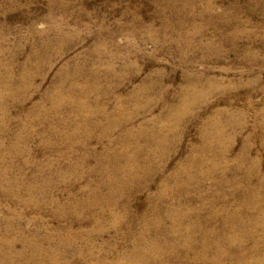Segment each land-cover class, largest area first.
Instances as JSON below:
<instances>
[{"label": "rangeland", "instance_id": "obj_1", "mask_svg": "<svg viewBox=\"0 0 264 264\" xmlns=\"http://www.w3.org/2000/svg\"><path fill=\"white\" fill-rule=\"evenodd\" d=\"M211 8L0 0V264H264V0Z\"/></svg>", "mask_w": 264, "mask_h": 264}, {"label": "bare ground", "instance_id": "obj_2", "mask_svg": "<svg viewBox=\"0 0 264 264\" xmlns=\"http://www.w3.org/2000/svg\"><path fill=\"white\" fill-rule=\"evenodd\" d=\"M153 1H156V2H160V3H162L163 5H167L168 6V8H171V10L172 9H175L176 11H178L177 10V8L178 9H181V10H184V11H187L189 14H187V15H184L185 13H187V12H183V14L182 13H178V15H176L177 17H178V20L180 21V22H183V21H186V20H188L189 18H188V15H191V18H192V21L195 23V21L197 20V19H201V21H205V24L206 25H208V26H215V23H216V25L217 26H220V25H218L219 24V22H215V23H213L212 22V19L211 18H208L209 17V14H210V12H211V7H212V1L213 0H153ZM61 3V2H60ZM200 5V9H198L199 6ZM161 8V7H160ZM159 8V9H160ZM163 9V8H162ZM175 11V12H176ZM162 12V11H161ZM166 12V11H165ZM168 12V11H167ZM170 12V11H169ZM170 14V13H169ZM177 14V13H176ZM160 15V14H159ZM168 15V14H167ZM166 15V16H167ZM172 15V14H171ZM235 15H236V13H235ZM164 17V16H163ZM190 17V16H189ZM174 18V17H173ZM172 18V19H173ZM164 19V18H163ZM169 19V18H168ZM202 19H204V20H202ZM217 19L218 20H221V22H223V20H224V17H223V14H220L218 17H217ZM164 20H166V18L164 19ZM217 20V21H218ZM171 21V20H170ZM224 21H226V20H224ZM176 22V21H175ZM170 23V22H169ZM171 23H172V21H171ZM177 23H179V22H177ZM177 23H176V25H177ZM184 23V22H183ZM226 23V22H225ZM179 24H181V23H179ZM178 24V25H179ZM168 25V21H167V23H165L164 24V27H166ZM172 25V24H171ZM174 25V24H173ZM161 26V25H160ZM180 26V25H179ZM196 26L199 28L200 26H202L201 24H199V23H197L196 24ZM204 26V25H203ZM162 27V26H161ZM169 27V26H168ZM175 27V26H174ZM182 28V27H181ZM196 28V27H195ZM175 29V28H174ZM173 29V30H174ZM197 29V28H196ZM201 29V28H200ZM180 30V29H179ZM163 31V30H162ZM175 31V30H174ZM191 33V32H190ZM237 32H235L234 34H235V37L237 36L238 37V35L236 34ZM174 34V33H173ZM179 34V33H178ZM193 34V33H192ZM192 34H190V35H192ZM233 34V35H234ZM186 35V34H185ZM193 36V35H192ZM231 36V35H230ZM59 37H61V36H59ZM186 37H188V36H186ZM229 37V36H228ZM234 37V38H235ZM180 38V37H179ZM227 38V37H226ZM232 38V37H231ZM233 38V39H234ZM180 39H182V38H180ZM190 39V38H189ZM236 40V39H235ZM232 41H234V40H232ZM221 42V41H220ZM235 42V41H234ZM177 43V42H176ZM175 43V44H176ZM190 43V42H189ZM193 45V44H192ZM221 45H223V44H221ZM189 47V46H188ZM192 47V46H191ZM206 47H208V46H206ZM211 47V46H210ZM235 47V46H234ZM237 47V46H236ZM212 48V47H211ZM210 48V49H211ZM215 48V47H214ZM219 48V47H218ZM217 48V49H218ZM222 48V47H221ZM207 49V48H206ZM216 49V50H217ZM237 50V49H236ZM94 51V50H93ZM221 51H222V49H221ZM210 53H212V52H210ZM96 54H97V52H96ZM215 54H216V52H215ZM212 55V54H211ZM36 56H38V55H36ZM34 58V57H33ZM37 58V57H36ZM38 59V58H37ZM40 59V58H39ZM38 59V60H39ZM36 60V59H35ZM36 63V62H35ZM199 75V74H198ZM192 76H194V75H192ZM69 77V76H68ZM191 78V77H190ZM195 79H196V77H194ZM65 79H66V77H65ZM199 79V78H198ZM202 79V78H201ZM194 81V80H193ZM200 81V80H199ZM149 81H147V83H148ZM191 82V81H190ZM189 83V82H188ZM192 83V82H191ZM197 84V83H196ZM205 84V83H204ZM207 84V83H206ZM190 85V84H189ZM192 85H193V83H192ZM200 86H201V84H200ZM188 87H191V86H188ZM77 88V87H76ZM206 88V90H205V92H203V93H197V94H195V96H196V98L198 97V98H203V96H206V95H209V94H212L214 91H215V87H214V84H208V87H205ZM186 89H190V88H186ZM11 90V89H10ZM19 90V89H18ZM13 91V90H12ZM184 91V90H183ZM200 91H201V89H200ZM77 92V91H76ZM65 93V92H64ZM186 93H187V91H186ZM185 93V94H186ZM188 93H190V92H188ZM133 94V93H132ZM192 94V93H191ZM86 95V94H85ZM132 96H134V95H132ZM188 96V95H187ZM150 97V96H149ZM62 98V97H61ZM91 98V97H90ZM60 100V99H59ZM100 100V99H99ZM183 100V99H182ZM203 100V99H202ZM148 102V101H147ZM184 102V101H183ZM201 102V101H200ZM56 103V102H55ZM98 103V102H97ZM179 103V102H178ZM193 103V102H192ZM84 104V103H83ZM92 104V103H91ZM68 105H69V103H68ZM85 105H86V103H85ZM91 106V105H90ZM102 106V105H101ZM182 106V105H181ZM186 106V105H185ZM69 107V106H68ZM97 107V106H96ZM95 107V108H96ZM117 107H119V106H116V108ZM178 107V106H177ZM177 107H175V108H177ZM76 108V107H75ZM121 108V107H120ZM123 108V107H122ZM121 108V109H122ZM172 108V107H171ZM84 109V108H83ZM89 109V108H88ZM91 109V108H90ZM105 109V108H104ZM119 109V108H118ZM147 109H149V108H147ZM174 109V108H173ZM86 111H87V108L85 109ZM93 110V109H92ZM116 110V109H115ZM124 110V109H123ZM142 110V109H141ZM172 110V109H171ZM89 111V110H88ZM121 111V110H120ZM76 112V111H75ZM96 112H97V110H96ZM100 112V111H99ZM103 112H104V110H103ZM106 112V111H105ZM142 112V111H141ZM146 112H148V111H146ZM169 112V111H168ZM90 113V112H89ZM95 113V112H94ZM101 113H102V111H101ZM100 113V114H101ZM108 113V112H107ZM110 113H112V112H110ZM128 113V112H127ZM144 113V112H143ZM103 114V113H102ZM168 114V113H167ZM89 115V114H88ZM118 115V114H117ZM116 115V116H117ZM120 115V114H119ZM181 115V114H180ZM87 116V115H86ZM92 116V115H91ZM104 116V115H103ZM114 116V115H113ZM169 117V116H168ZM84 118V117H83ZM89 118V117H88ZM111 118H114V117H111ZM172 118L174 119V117L172 116ZM3 119V118H2ZM124 120V119H123ZM132 120V119H131ZM169 121V120H168ZM133 122V121H132ZM127 123V122H126ZM134 123V122H133ZM89 124V123H88ZM108 124V123H107ZM120 124V123H119ZM118 124V125H119ZM129 124V123H128ZM208 124V123H207ZM217 124V123H216ZM126 125V124H125ZM89 126H90V124H89ZM102 126V125H101ZM104 126V125H103ZM130 126V125H129ZM137 126H138V124H137ZM143 126H144V124H143ZM174 126V125H173ZM94 127V126H93ZM95 127H96V125H95ZM122 127V126H121ZM134 127V126H133ZM136 127V126H135ZM134 127V128H135ZM162 126H160V128H161ZM165 127H166V124H165ZM83 128V127H82ZM100 128V127H99ZM124 128V127H123ZM131 128V127H130ZM129 128V129H130ZM137 128V127H136ZM145 128V127H144ZM147 128V127H146ZM145 128V129H146ZM89 129V128H88ZM101 129V128H100ZM105 129V128H104ZM151 129V128H150ZM169 129H171V128H169ZM81 131H83L82 129H80ZM127 130V129H126ZM131 130V129H130ZM148 130V129H147ZM88 131V130H87ZM100 131V130H99ZM109 131V130H108ZM114 131V130H113ZM150 131V130H149ZM157 131V130H156ZM155 131V132H156ZM161 131H162V129H161ZM160 131V132H161ZM124 132V131H123ZM158 132V131H157ZM73 133V132H72ZM110 133H111V131H110ZM125 133V132H124ZM153 133V132H152ZM29 134V133H28ZM90 134V133H89ZM123 134V133H122ZM154 134V133H153ZM156 134V133H155ZM74 135V134H73ZM104 135V134H103ZM120 135V134H119ZM164 135V134H163ZM206 135V134H205ZM109 136V135H108ZM129 136V135H128ZM146 136V135H145ZM148 136V135H147ZM219 136V135H218ZM28 137V136H27ZM117 137H120V136H117ZM121 137H123V136H121ZM155 137V136H154ZM26 138V137H25ZM108 138V137H107ZM116 138V137H115ZM135 138V137H134ZM148 138V137H147ZM151 138H152V136H151ZM84 139H86L85 137H84ZM165 139V138H164ZM87 140V139H86ZM118 140V139H117ZM132 140V139H131ZM150 140V139H149ZM25 141V140H24ZM126 141H127V139H126ZM132 141H135V140H132ZM144 141H145V139H144ZM147 141V140H146ZM152 141V140H151ZM158 141H161V140H158ZM157 141V142H158ZM16 142V141H15ZM115 142V141H114ZM148 142V141H147ZM120 142H118L117 144H119ZM123 143V142H122ZM121 143V144H122ZM126 143V142H125ZM211 143V142H210ZM19 144H20V142H19ZM72 144V143H71ZM75 144V143H74ZM73 144V145H74ZM116 144V145H117ZM137 144V143H136ZM153 144V143H152ZM156 145H157V143H155ZM159 144V143H158ZM163 144V143H162ZM165 144V143H164ZM25 145V144H24ZM23 145V146H24ZM123 145V144H122ZM132 145V144H131ZM146 145V144H145ZM109 146V145H108ZM126 146V145H125ZM128 146V145H127ZM136 146V145H135ZM150 146V145H149ZM158 146H161V145H158ZM208 146V145H207ZM13 147V146H12ZM119 147V146H118ZM142 147V146H141ZM204 147V146H203ZM219 147V146H218ZM226 147V146H225ZM73 148V147H72ZM112 148V147H111ZM133 148H135V147H133ZM115 149H117V148H115ZM124 149H126V148H124ZM130 149V148H129ZM140 148H138V150H139ZM210 149V148H209ZM208 149V150H209ZM18 150V149H17ZM113 150V149H112ZM120 151H121V149H119ZM131 150V149H130ZM159 150V149H158ZM165 150V149H164ZM228 150V149H227ZM226 150V151H227ZM116 151V150H115ZM125 151V150H124ZM123 151V152H124ZM143 151H144V149H143ZM150 151H152V150H150ZM220 151V150H219ZM19 152V151H18ZM107 152V151H106ZM112 152V151H111ZM119 152V151H118ZM138 152V151H137ZM142 152V151H141ZM141 152H139V153H141ZM212 152V151H211ZM216 152V151H215ZM104 153V152H103ZM113 153V152H112ZM132 153V152H131ZM207 153H208V151H207ZM221 153V152H220ZM217 154V153H216ZM122 155V154H121ZM132 155V154H131ZM137 155V154H136ZM140 155V154H139ZM144 155H145V153H144ZM158 155V154H157ZM161 155H163V154H161ZM213 155V154H212ZM123 156V155H122ZM150 156V155H149ZM148 156V157H149ZM154 156V155H153ZM217 156V155H216ZM215 156V157H216ZM14 157V156H13ZM106 157V156H105ZM109 157V156H108ZM124 157H125V155H124ZM128 157V156H127ZM144 157H146V156H144ZM161 157V156H160ZM166 157V156H165ZM215 157H214V159H215ZM240 157V156H239ZM98 158V157H97ZM104 158V157H103ZM120 158V157H119ZM140 158V157H139ZM143 158V157H142ZM211 158V157H210ZM209 158V159H210ZM7 159V158H6ZM9 159V158H8ZM13 159V158H12ZM111 159V158H110ZM117 159V158H116ZM121 159V158H120ZM127 159V158H126ZM132 159V158H131ZM152 159V158H151ZM127 160H129V161H131L130 159H127ZM127 160H125L126 161V164L128 163L127 162ZM133 160V159H132ZM140 160V159H139ZM148 160H150V158L148 159ZM154 160V159H153ZM207 160V159H206ZM121 161V160H120ZM147 161V160H146ZM151 161V160H150ZM155 161V160H154ZM253 161V160H252ZM3 162V161H2ZM6 162V161H5ZM110 162V161H109ZM203 162V161H202ZM205 162V161H204ZM203 162V163H204ZM210 162V161H209ZM111 163V162H110ZM154 163V162H153ZM215 163V162H214ZM223 163V162H222ZM9 164V163H8ZM130 165V164H129ZM209 165V164H208ZM210 165H212V164H210ZM216 165V164H215ZM259 165V164H258ZM6 166V165H5ZM124 166H125V164H124ZM137 166V165H136ZM135 166V167H136ZM147 166V165H146ZM2 167V166H1ZM7 167V166H6ZM74 167V166H73ZM126 167V166H125ZM253 167V166H252ZM4 168V167H3ZM127 168H128V166H127ZM129 168H131V167H129ZM139 168V167H138ZM111 169V168H110ZM134 169V168H133ZM140 169V168H139ZM150 169V168H149ZM76 170V169H75ZM113 170V169H112ZM124 170H125V168H124ZM141 170V169H140ZM129 171V170H128ZM147 171V170H146ZM145 171V172H146ZM126 172V171H125ZM139 172V171H138ZM152 172H153V170H152ZM151 172V173H152ZM2 173V172H1ZM4 173V172H3ZM113 173V172H112ZM115 173V172H114ZM122 173V172H121ZM136 173V172H135ZM142 173H144L143 171H142ZM199 173H200V171H199ZM127 174V173H126ZM129 174V173H128ZM212 174V173H211ZM149 175V174H148ZM246 175L247 174H245L244 173V176L246 177ZM171 176V175H170ZM243 176V177H244ZM263 176V175H262ZM144 177V176H143ZM204 177H206V176H204ZM252 177V176H251ZM11 178V177H10ZM122 179H123V177H121ZM126 178V177H125ZM134 178V177H133ZM5 179V178H4ZM148 179V178H147ZM179 179V178H178ZM188 179V178H187ZM200 179V178H199ZM198 179V180H199ZM204 179V178H203ZM260 179H261V177H260ZM6 180V179H5ZM9 180V179H8ZM106 180V179H105ZM118 180V179H117ZM125 179H123V181H124ZM149 180H151L150 178H149ZM174 180V179H173ZM182 180V179H181ZM250 180V179H249ZM10 181V180H9ZM189 181V180H188ZM225 181V180H224ZM260 181V180H259ZM106 182H107V180H106ZM120 182V181H119ZM122 182V181H121ZM200 182V181H199ZM261 182V181H260ZM259 182V183H260ZM102 183H104V182H102ZM111 183H113V182H111ZM129 183V182H128ZM136 183V182H135ZM134 183V184H135ZM148 183V182H147ZM221 183V182H220ZM226 183V182H225ZM250 183V182H249ZM263 183H264V181H263ZM122 184V183H121ZM138 184V183H137ZM142 184V183H141ZM175 184H176V182H175ZM232 184H233V182H232ZM120 185V184H119ZM118 185V186H119ZM130 185V184H129ZM147 185V184H146ZM190 185V184H189ZM113 186V185H112ZM148 186H149V184H148ZM163 186V185H162ZM165 186V185H164ZM261 186V185H260ZM123 187V186H122ZM139 187V186H138ZM263 187H264V184H263ZM111 188H114V187H111ZM127 188V187H126ZM144 188V187H143ZM176 188V187H175ZM212 188V187H211ZM235 188H238L237 186L235 187ZM109 189V188H108ZM122 189V188H121ZM138 189V188H137ZM162 189V188H161ZM187 189V188H186ZM199 189V188H198ZM217 189V188H216ZM259 189V188H258ZM30 190V189H29ZM114 190V189H113ZM117 190V189H116ZM167 190V189H166ZM169 190V189H168ZM179 190V189H178ZM181 190V189H180ZM205 190V189H204ZM203 190V191H204ZM246 190V189H245ZM254 190V189H253ZM161 191V190H160ZM217 192H218V190H216ZM224 191V190H223ZM222 191V192H223ZM236 191V190H235ZM251 191V190H250ZM259 191V190H258ZM264 191V190H263ZM119 192V191H118ZM124 192V191H123ZM127 192V191H126ZM170 192H171V190H170ZM175 192H177V191H175ZM221 192V191H220ZM232 192H233V190H232ZM237 192V191H236ZM243 192H246V191H243ZM260 192H262V191H260ZM121 193H122V191H121ZM133 193V192H132ZM163 193H167V192H163ZM178 193V192H177ZM198 193H201V192H198ZM212 193V192H211ZM264 193V192H263ZM262 193V194H263ZM125 194V193H124ZM126 194H128V193H126ZM182 194V193H181ZM180 194V195H181ZM245 194V193H244ZM244 194H243V196H244ZM162 195V194H161ZM175 195V194H174ZM230 195V194H229ZM218 196V195H217ZM221 196H222V194H221ZM224 196H225V194H224ZM258 196V195H257ZM105 197V196H104ZM219 197V196H218ZM249 197V196H248ZM163 198V197H162ZM161 198V199H162ZM214 198V197H213ZM222 198H224V197H222ZM247 198V197H246ZM249 198H251V196L249 197ZM248 198V199H249ZM219 199H221V197L219 198ZM247 199V200H248ZM158 200V199H157ZM229 200V199H228ZM227 200V201H228ZM159 201V200H158ZM213 201H215V198H214V200ZM260 201V200H259ZM216 202V201H215ZM254 202V201H253ZM246 203V202H245ZM244 203V204H245ZM262 203V202H261ZM212 204H214V203H212ZM231 204V203H230ZM248 205V204H247ZM261 205H263V204H261ZM226 206V205H225ZM236 206V205H235ZM246 206V205H245ZM259 206V205H258ZM249 207V206H248ZM255 207V206H254ZM212 208H213V206H212ZM245 208V207H244ZM201 209V208H200ZM182 210V209H181ZM211 210H213V209H211ZM232 210H234V209H232ZM242 210V209H241ZM259 210V209H258ZM262 211H263V209H261ZM222 211V210H221ZM237 211V210H236ZM235 211V212H236ZM252 211H253V209H252ZM256 211H257V209H256ZM177 212V211H176ZM180 212V211H179ZM186 212V211H185ZM191 212H192V210H191ZM197 212V211H196ZM195 212V213H196ZM247 212V211H246ZM229 213V212H228ZM212 214H213V212H212ZM214 214H215V212H214ZM221 214V213H220ZM241 214V213H240ZM243 214H245V213H243ZM259 214V213H258ZM192 215V214H191ZM190 215V216H191ZM198 215V214H197ZM211 215V214H210ZM179 216H181V215H179ZM209 216V215H208ZM222 216V215H221ZM228 216V215H227ZM226 216V217H227ZM249 216V215H248ZM258 216V215H257ZM172 218H174L173 216H171ZM229 217H230V215H229ZM235 217H236V215H235ZM247 217V216H246ZM194 219H196L195 217H193ZM213 218V217H212ZM217 218V217H216ZM219 218V217H218ZM169 219V218H168ZM175 219V218H174ZM184 219V218H183ZM190 219V218H189ZM201 219V218H200ZM232 219V218H231ZM240 219V218H239ZM243 219V218H242ZM258 219V218H257ZM212 220V219H211ZM214 220V219H213ZM216 220V219H215ZM220 220H221V218H220ZM225 220V219H224ZM233 220V219H232ZM193 221V220H192ZM203 221V220H202ZM222 221H223V219H222ZM229 221V220H228ZM231 221V220H230ZM235 221V220H234ZM249 221V220H248ZM263 221V220H262ZM164 221H162V223H163ZM195 222V221H194ZM204 222V221H203ZM220 222V221H219ZM236 222V221H235ZM243 222V221H242ZM157 223V222H156ZM183 223V222H182ZM187 223V222H186ZM248 223V222H247ZM175 224V223H174ZM197 224V223H196ZM206 224V223H205ZM211 224V223H210ZM219 224V223H218ZM228 224V223H227ZM226 224V225H227ZM239 224H240V222H239ZM244 224V223H243ZM251 224H253V223H251ZM255 224V223H254ZM261 224V223H260ZM163 225V224H162ZM172 225V224H171ZM170 225V226H171ZM176 225V224H175ZM213 225V224H212ZM220 225H221V223H220ZM232 225V224H231ZM235 225V224H234ZM249 225V224H248ZM263 225V224H262ZM161 226V225H160ZM169 226V227H170ZM185 226V225H184ZM205 226V225H204ZM209 226V225H208ZM239 226V225H238ZM238 226H235V227H238ZM240 226H241V224H240ZM244 226V225H243ZM148 227H149V225H148ZM177 227V226H176ZM193 227V226H192ZM207 227V226H206ZM210 227H212V226H210ZM210 227H208L209 229H210ZM228 227V226H227ZM242 227V226H241ZM251 226H249V228H250ZM143 228V227H142ZM165 228V227H164ZM207 228V229H208ZM244 228V227H243ZM155 229V228H154ZM172 229V228H171ZM170 229V230H171ZM186 229V228H185ZM197 229H199V228H197ZM206 229V228H205ZM226 229H228V228H226ZM230 229H231V227H230ZM239 229V228H238ZM245 229V228H244ZM251 229V228H250ZM160 230V229H159ZM162 230V229H161ZM166 230H167V228H166ZM169 230V229H168ZM177 230V229H176ZM187 230V229H186ZM191 230V229H190ZM203 230H204V228H203ZM229 230V229H228ZM255 230V229H254ZM145 231H147V230H145ZM200 231V230H199ZM211 231V230H210ZM224 230H222V232H223ZM238 231H240V229L238 230ZM241 231H243V230H241ZM246 231V230H245ZM249 231V230H248ZM253 231V230H252ZM261 231H263V230H261ZM154 232V231H153ZM152 232V233H153ZM162 232V231H161ZM174 231H172V233H173ZM208 232H209V230H208ZM147 233V232H146ZM184 233V232H183ZM224 233V232H223ZM225 233H226V231H225ZM224 233V234H225ZM241 233V232H240ZM247 233V232H246ZM250 233H252L251 231H250ZM177 234V233H176ZM193 234V233H192ZM215 234V233H214ZM217 234H218V232H217ZM222 234V233H221ZM224 234H222V236L224 235ZM230 234V233H229ZM237 234V233H236ZM264 234V233H263ZM140 235V234H139ZM142 235H143V233H142ZM164 235V234H163ZM172 235V234H171ZM174 235V234H173ZM182 235V234H181ZM185 235V234H184ZM197 235V234H196ZM204 235V234H203ZM242 235V234H241ZM261 235V234H260ZM178 236V235H177ZM200 236V235H199ZM211 236V235H210ZM215 236H217V235H215ZM229 236V235H228ZM239 236V235H238ZM244 236V235H243ZM246 236H247V234H246ZM151 237V236H150ZM207 237V236H206ZM225 237V236H224ZM233 237H235V236H233ZM232 237V239H234ZM237 237V236H236ZM242 237V236H241ZM257 237V236H256ZM261 237V236H260ZM176 238V237H175ZM180 238H181V236H180ZM184 238V237H183ZM183 238H181V239H183ZM189 238V237H188ZM205 238V237H204ZM210 238V237H209ZM221 238V237H220ZM231 238V237H230ZM246 238V237H245ZM264 238V237H263ZM141 239V238H140ZM143 239V238H142ZM157 239V238H156ZM155 239V240H156ZM166 239V238H165ZM168 239V238H167ZM191 239V238H190ZM199 239V238H198ZM214 239H216V238H214ZM217 239H218V237H217ZM228 239V238H227ZM227 239H225V240H227ZM239 239V238H238ZM1 240V239H0ZM149 240V239H148ZM185 240V239H184ZM196 240V239H195ZM209 240V239H208ZM211 240H213V239H211ZM222 240H224V239H222ZM245 240V239H244ZM256 240V239H255ZM258 240V239H257ZM262 239H260V241H261ZM29 241V240H28ZM161 241V240H160ZM178 241V240H177ZM210 241V240H209ZM214 241V240H213ZM228 241V240H227ZM230 241H232V240H230ZM243 241V240H242ZM262 241H264V240H262ZM137 242V241H136ZM136 242H135V244H136ZM151 242V241H150ZM149 242V243H150ZM235 242H236V239H235ZM244 242V241H243ZM257 242V241H256ZM259 242V241H258ZM139 243V242H138ZM162 243V242H161ZM178 243V242H177ZM199 243H203V242H199ZM214 243V242H213ZM219 243V242H218ZM221 243H223V242H221ZM228 243V242H227ZM234 243V242H233ZM262 243V242H261ZM1 244V243H0ZM3 244V243H2ZM145 244V243H144ZM153 244V243H152ZM193 244V243H192ZM210 244V243H209ZM226 244V243H225ZM229 244V243H228ZM232 244V243H231ZM238 244V243H237ZM137 245V244H136ZM160 245V244H159ZM163 245V244H162ZM221 245V244H220ZM230 245V244H229ZM194 246V245H193ZM199 246V245H198ZM205 246V245H204ZM217 246V245H216ZM222 246V245H221ZM233 246H234V244H233ZM256 246H257V244H256ZM184 247V246H183ZM182 247V248H183ZM196 247H197V245H196ZM210 247V246H209ZM231 247V246H230ZM237 247V246H236ZM252 247V246H251ZM250 247V248H251ZM10 248V247H9ZM145 248V247H144ZM148 248H149V246H148ZM186 248V247H185ZM200 248V247H199ZM213 248H215V247H213ZM212 248V249H213ZM224 248V247H223ZM229 248V247H228ZM232 248H234V247H232ZM240 248H241V246H240ZM253 248V247H252ZM257 248V247H256ZM142 249V248H141ZM188 249V248H187ZM206 249V248H205ZM210 249V248H209ZM218 249V248H217ZM225 249V248H224ZM258 249V248H257ZM7 250V249H6ZM27 250V249H26ZM38 250V249H37ZM145 250V249H144ZM221 250V249H220ZM219 250V251H220ZM243 250V249H242ZM246 250V249H245ZM252 250V249H251ZM253 250H256V249H253ZM21 251V250H20ZM39 251V250H38ZM143 251V250H142ZM141 250H140V252H142ZM161 251V250H160ZM159 251V252H160ZM163 251V250H162ZM186 251V250H185ZM237 251V250H236ZM239 251H241V249L239 250ZM15 252V251H14ZM34 252V251H33ZM134 252V251H133ZM166 252V251H165ZM194 252V251H193ZM213 252V254H214V251H212ZM226 252V251H225ZM250 252V251H249ZM24 253V252H23ZM32 253V252H31ZM155 253V252H154ZM172 253V252H171ZM174 253H176V252H174ZM224 253V252H223ZM241 253V252H240ZM10 254V253H9ZM27 254V253H26ZM135 254V253H134ZM206 254H207V252H206ZM229 254H231V253H229ZM244 254V253H243ZM8 255V254H7ZM39 255V254H38ZM160 255V254H159ZM169 255V254H168ZM171 255V254H170ZM176 255V254H175ZM190 255H192V254H190ZM210 255V254H209ZM228 255V254H227ZM232 255V254H231ZM235 255V254H234ZM242 255V254H241ZM15 256V255H14ZM26 256V255H25ZM24 256V257H25ZM51 257H52V255H50ZM204 256V255H203ZM211 256H213V255H211ZM219 256H221V255H219ZM219 256H217V257H219ZM245 256V255H244ZM2 257V256H1ZM30 257V256H29ZM56 257V256H55ZM137 257H139V256H137ZM185 257V256H184ZM202 257V256H201ZM205 257H207V256H205ZM22 258H23V255H22ZM54 258V257H53ZM153 258V257H152ZM151 258V259H152ZM166 258V257H165ZM179 258H180V256H179ZM178 258V259H179ZM188 258V257H187ZM190 258V257H189ZM199 258V257H198ZM213 258V257H212ZM233 258V257H232ZM238 258V257H237ZM243 258V257H242ZM18 259V258H17ZM145 259H147L146 257H145ZM207 259V258H206ZM209 259V258H208ZM223 259V258H222ZM226 259V258H225ZM262 259V258H261ZM20 260V259H19ZM24 260V259H23ZM49 260H50V258H49ZM53 260V259H52ZM57 260V259H56ZM100 260V259H99ZM142 260H143V258H142ZM163 260V259H162ZM161 260V261H162ZM168 260V259H167ZM182 260H183V258H182ZM184 260H185V258H184ZM196 260V259H195ZM233 260V259H232ZM244 260V259H243ZM253 260V259H252ZM11 261V260H10ZM58 261V260H57ZM150 261V260H149ZM154 261V260H153ZM201 261V260H200ZM224 261V260H223ZM228 261V260H227ZM226 261V262H227ZM231 261V260H230ZM246 261V260H245ZM248 261H249V259H248ZM17 262V261H16ZM51 262V261H50ZM49 262V263H50ZM139 262V261H138ZM192 262V261H191ZM217 262V261H216ZM232 262V261H231ZM254 262V261H253ZM252 262V263H253ZM256 262V261H255ZM7 263V262H6ZM13 263V262H12ZM35 263V262H34ZM149 263V262H148ZM188 263V262H187ZM202 263H203V261H202ZM218 263V262H217ZM229 262H227V264H228ZM237 263H239V262H237ZM236 263V264H237ZM243 263V262H242ZM251 263V264H252ZM127 264V263H126ZM153 264H155V263H153ZM158 264V263H157ZM211 264V263H210ZM226 264V263H225ZM244 264V263H243Z\"/></svg>", "mask_w": 264, "mask_h": 264}]
</instances>
